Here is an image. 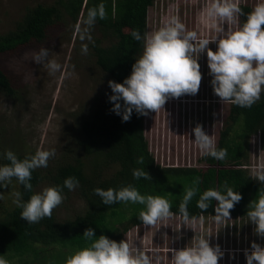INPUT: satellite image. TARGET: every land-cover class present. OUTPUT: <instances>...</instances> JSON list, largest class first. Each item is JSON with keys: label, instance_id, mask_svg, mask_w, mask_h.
I'll return each mask as SVG.
<instances>
[{"label": "rangeland", "instance_id": "1", "mask_svg": "<svg viewBox=\"0 0 264 264\" xmlns=\"http://www.w3.org/2000/svg\"><path fill=\"white\" fill-rule=\"evenodd\" d=\"M60 1L0 0V33L14 29L27 10L38 3H58L62 6ZM208 2L155 0L149 9L146 34H151L176 16L188 30L211 39L215 33L204 17ZM257 2L241 0V4L252 8ZM61 8L62 18L49 27L44 41H32L0 56V66L11 77L17 91L8 95L0 89V152L11 150L31 156L39 149H55V155L49 159L47 166L74 162L77 157L85 159L84 147L79 144L84 137V129L89 124L109 127L115 115L109 100L112 90L108 81L112 78L97 64L92 52L94 45H111L116 35H112L109 25L104 27L97 19L90 22L88 15L81 14L75 18L70 8ZM239 22L241 24V17ZM85 46L86 54L82 51ZM209 47L215 51L217 44L212 42ZM42 48L49 49V58L57 60L61 65L60 71L49 74L43 64L34 62L33 57ZM198 62L202 82L197 94L169 98L164 109L143 116L150 149L157 161L164 165L203 166L200 161L202 154L194 142L192 129L200 123L217 141L229 112L230 103L223 104L214 94L206 52L200 55ZM260 166H264V150L260 149L259 139L254 138L248 167L254 175ZM116 169L117 166H114L108 172L111 174ZM19 186L16 181H11L7 187L2 186L1 212L15 206L13 193L19 192ZM49 186L46 182L37 185L36 193ZM86 207L84 198L74 194L69 199L65 198L53 212L59 220H64L83 214ZM254 228L248 217L225 219L218 223L214 216L206 215L189 219V223L185 224L180 215L174 214L153 227L134 226L124 240L157 255L158 260L154 259L153 264H171L170 249L190 246L194 239L210 234V245L218 244L224 252L219 264H246L244 251L251 250L253 241L264 247V238L257 236Z\"/></svg>", "mask_w": 264, "mask_h": 264}, {"label": "trees", "instance_id": "2", "mask_svg": "<svg viewBox=\"0 0 264 264\" xmlns=\"http://www.w3.org/2000/svg\"><path fill=\"white\" fill-rule=\"evenodd\" d=\"M154 1L60 2L62 6L71 9L75 18L80 14L87 16L90 9L103 6L105 18L97 16L95 19L104 27L109 25L112 35L115 34L116 37L109 46L94 45L92 54L96 57L97 64L113 81L122 83L131 74L132 65L144 48V40H135L131 33L137 30L142 37L146 34L149 9ZM62 6L58 3L52 5L38 3L29 8L24 17L17 21L14 29L0 33V56L32 41H44L48 36L49 27L57 19L62 18ZM240 6L245 14L252 10L249 5ZM83 8L84 12H80ZM240 17L242 24L246 15ZM0 89L8 95L17 92L11 77L1 66ZM84 132L79 144L84 147L85 159L77 157L74 162L67 161L44 169L37 168L32 172L30 191L16 178H12L11 181L19 183L23 202L28 201L30 196L36 193L37 185L46 182L50 186H61L66 199L74 194L84 198L87 204L85 212L76 215L75 218L64 220H59L53 212L51 218L45 217L38 223H28L21 218L22 209L16 204L11 209L0 211V259H4L6 264H66L70 255L90 243L83 236L85 229L92 228L96 236L103 234L119 242L124 240L131 228L144 225L139 219V213L144 209V205L131 202L105 205L94 193L97 187L119 190L132 185L142 195L165 197L171 202L172 212L182 218L179 206L185 190L197 187L199 191L187 206L189 219L215 215L217 202L214 200L206 212L197 207L200 194L208 188L224 191L223 186L227 182L229 187L241 194L242 199L230 210L231 218H246L249 202L264 192V183L254 179L248 167L254 138L259 139L260 149L264 150V92L260 100L250 108L230 103L228 115L216 141L218 149L227 150V156L224 160H217L202 155L201 167L164 165L158 162L145 134L144 117L138 115L135 110L127 122H123L121 116L115 113L109 127L102 128L100 125L89 124ZM6 151L0 152V166L9 163L4 157ZM17 156L23 159L27 155ZM87 156L91 158L87 159ZM141 157L143 163H138ZM114 166H117V169L110 174L108 171ZM134 169L147 171L152 179L134 178ZM68 177H75L79 181V186L74 190L64 187V181ZM197 178L200 179V183L194 185L193 182ZM1 189L2 186L0 191Z\"/></svg>", "mask_w": 264, "mask_h": 264}, {"label": "clouds", "instance_id": "3", "mask_svg": "<svg viewBox=\"0 0 264 264\" xmlns=\"http://www.w3.org/2000/svg\"><path fill=\"white\" fill-rule=\"evenodd\" d=\"M241 0H209L204 17L208 27L215 33L211 39L203 38L197 31L188 30L179 17H171L162 27L143 37L137 30L131 35L137 41L144 40L142 54L132 65L131 74L122 83L109 80L112 95V111L121 116L123 122L131 119L132 113L147 116L149 112L158 113L164 109L169 98L198 93L202 73L199 64L200 55L207 54L210 83L214 94L224 103H231L242 108H250L261 98L264 92V0H258L250 12L245 14L241 8ZM89 20L105 18L103 6L89 10ZM246 15L242 24L240 16ZM227 25V28L225 27ZM215 42L213 51L209 44ZM82 51L86 54L87 47ZM35 63L43 64L49 74L61 70L55 59L49 58V49L42 48L33 57ZM194 142L201 154L217 160H224L227 150L217 148L216 140L208 134L200 123L192 129ZM55 155V149H39L31 156L23 159L11 150L4 153L9 163L0 166V186L7 187L12 178H16L27 190L32 189L30 183L32 172L40 167H47L48 161ZM138 163H143L139 158ZM136 179H152L143 169H134ZM254 179L264 183V166L254 171ZM194 185L200 183L197 178ZM79 186L75 177H68L64 187L74 190ZM224 191L208 188L200 194L197 207L206 212L212 201H216L215 219L222 222L231 219L230 210L242 196L238 191L224 184ZM197 187L185 190L179 211L185 224L189 223L187 206L197 194ZM102 203L112 205L117 202L144 205L139 219L145 226L153 227L158 222L172 218L171 202L162 196L142 195L134 186L128 185L119 190L109 187L107 190L95 188ZM13 201L21 208V218L28 223H38L45 217L51 218L53 210L66 198L61 186H49L41 192L33 193L29 200L22 201L21 193H13ZM248 222L255 225L254 232L264 238V192L249 202L246 213ZM191 228V227H190ZM193 229V228H192ZM194 230V229H193ZM83 236L90 243L70 255L66 264H153L158 256L135 245L129 240L119 242L106 235H95L92 228H87ZM207 237L201 236L180 249H170L171 264H219L224 252L220 246H211ZM246 264H264V247L253 241L251 250L245 249ZM0 264H6L0 259Z\"/></svg>", "mask_w": 264, "mask_h": 264}, {"label": "bare ground", "instance_id": "4", "mask_svg": "<svg viewBox=\"0 0 264 264\" xmlns=\"http://www.w3.org/2000/svg\"><path fill=\"white\" fill-rule=\"evenodd\" d=\"M20 24V23H19ZM23 27V26H22ZM27 32V31H26ZM21 36V35H20ZM27 36V35H26ZM25 37V36H24ZM22 38V37H21ZM29 43V42H28ZM22 60V59H21ZM11 64V63H10ZM14 66V65H13ZM18 69V68H17ZM32 70V69H31ZM38 71V70H37ZM20 72V71H19ZM50 83V82H49ZM44 89V88H43ZM52 89V88H51ZM30 90V89H29ZM32 93V92H31Z\"/></svg>", "mask_w": 264, "mask_h": 264}]
</instances>
